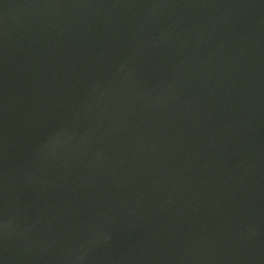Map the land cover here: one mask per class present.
<instances>
[{"label": "water", "instance_id": "95a60500", "mask_svg": "<svg viewBox=\"0 0 264 264\" xmlns=\"http://www.w3.org/2000/svg\"><path fill=\"white\" fill-rule=\"evenodd\" d=\"M0 264H264V0H0Z\"/></svg>", "mask_w": 264, "mask_h": 264}]
</instances>
